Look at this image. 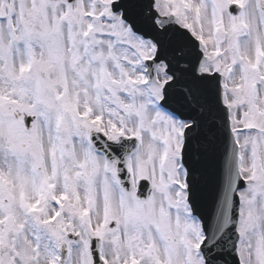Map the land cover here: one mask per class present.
<instances>
[{
    "label": "snow or ice",
    "instance_id": "snow-or-ice-1",
    "mask_svg": "<svg viewBox=\"0 0 264 264\" xmlns=\"http://www.w3.org/2000/svg\"><path fill=\"white\" fill-rule=\"evenodd\" d=\"M0 264H264V0H0Z\"/></svg>",
    "mask_w": 264,
    "mask_h": 264
}]
</instances>
